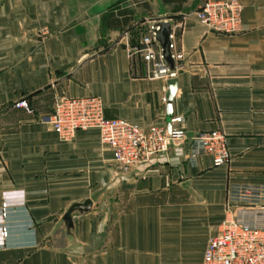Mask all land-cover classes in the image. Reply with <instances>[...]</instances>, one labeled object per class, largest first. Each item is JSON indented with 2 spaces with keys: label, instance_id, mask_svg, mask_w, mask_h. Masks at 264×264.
Instances as JSON below:
<instances>
[{
  "label": "crops",
  "instance_id": "obj_1",
  "mask_svg": "<svg viewBox=\"0 0 264 264\" xmlns=\"http://www.w3.org/2000/svg\"><path fill=\"white\" fill-rule=\"evenodd\" d=\"M202 1L0 0V264H201L227 185L264 183V0H239L238 34L192 16L177 31L170 115L188 135L221 129L226 164L188 163L184 142L123 173L97 128L64 139L43 118L54 97L93 95L106 118L167 125V81L133 70L126 44ZM22 97L32 113L13 107Z\"/></svg>",
  "mask_w": 264,
  "mask_h": 264
},
{
  "label": "built area",
  "instance_id": "obj_2",
  "mask_svg": "<svg viewBox=\"0 0 264 264\" xmlns=\"http://www.w3.org/2000/svg\"><path fill=\"white\" fill-rule=\"evenodd\" d=\"M241 14L239 0H203L193 13H184L177 20L148 22L139 39L126 44L131 67L134 70L142 63L148 78L166 81L177 78L186 69L184 55L176 42L183 21L192 16L210 32L235 35L243 29ZM162 23L169 25L166 53L158 38ZM13 107L33 112L23 97L16 100ZM43 118L64 139L72 138L78 130L97 128L101 142L113 150L114 161L123 173L151 163L170 146L184 142L189 144L185 155L188 163H195L203 154L211 156L214 166L229 161L226 136L219 128L188 135L181 127L182 118L175 115L169 119V128L162 123L141 129L121 118H106L98 96L54 97L50 114ZM224 212L219 231L208 238L201 264H264V183H229ZM1 214L5 216V207ZM7 233L6 226H2V238Z\"/></svg>",
  "mask_w": 264,
  "mask_h": 264
},
{
  "label": "water",
  "instance_id": "obj_3",
  "mask_svg": "<svg viewBox=\"0 0 264 264\" xmlns=\"http://www.w3.org/2000/svg\"><path fill=\"white\" fill-rule=\"evenodd\" d=\"M161 30L158 32V38L161 43V46L164 48L165 53H166V46H167V36L169 33V25L167 23H162L161 25ZM167 57V56H166ZM168 62L170 65H172L171 61L167 57ZM167 91H166V112L169 114L168 115V120H167V127H170L169 119L171 118V101L175 95V92L177 90V78H172L167 80ZM91 205V200L87 199L86 201L82 203H74L72 204L69 209L67 210L64 219L67 220L71 224V214L73 211L80 210V211H86L90 208Z\"/></svg>",
  "mask_w": 264,
  "mask_h": 264
}]
</instances>
